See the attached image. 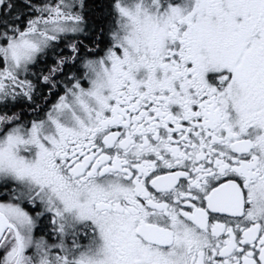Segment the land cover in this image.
<instances>
[{
  "label": "snow or ice",
  "instance_id": "1",
  "mask_svg": "<svg viewBox=\"0 0 264 264\" xmlns=\"http://www.w3.org/2000/svg\"><path fill=\"white\" fill-rule=\"evenodd\" d=\"M0 264H264V0H0Z\"/></svg>",
  "mask_w": 264,
  "mask_h": 264
}]
</instances>
